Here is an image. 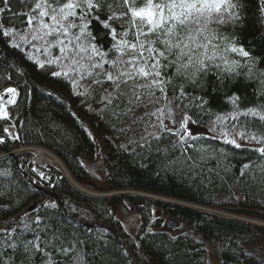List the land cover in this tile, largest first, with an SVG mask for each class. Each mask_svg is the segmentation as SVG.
<instances>
[{"label":"trees","instance_id":"trees-1","mask_svg":"<svg viewBox=\"0 0 264 264\" xmlns=\"http://www.w3.org/2000/svg\"><path fill=\"white\" fill-rule=\"evenodd\" d=\"M237 3L241 8V22L229 26L226 32L223 29L216 31H223L225 35L234 34L238 46L249 51L258 69L264 72V13L259 11L264 7V0L263 3L260 0H237ZM17 8L16 4L14 9ZM221 14L229 15L223 6L219 11L213 9L210 16L193 12L187 26L192 32L199 30L203 24H207L212 30ZM8 15L4 14V24L13 27L7 19ZM220 22L224 23L223 20ZM15 26L20 27L18 23ZM215 42L219 43V38ZM9 44L10 40L0 35V86L7 83L3 82L7 79L12 81L15 66L22 56L18 54L20 52L10 49ZM200 53H203V49H200ZM229 56L241 59L243 63L244 58L238 54L230 53ZM9 71L11 75L8 76ZM25 71L24 73H29L24 78L11 82L17 87L18 95L17 104L11 105L9 114L12 120L15 118L18 123L19 120L24 123L19 128L24 144H37L51 150L73 180L84 183L87 176L86 163L96 162L106 172L107 190L130 188L156 195H169L197 206L220 208L230 213V216L170 204L133 193L122 195L116 192L110 197L86 196L60 170L51 167L49 178L54 182V193L58 198L65 204L68 201L73 205H83L80 210L74 206L71 210L73 213H68L70 216L67 217L58 207H47L45 200L53 201L52 196L44 195L38 188L26 182L18 167L20 163L25 165V155L16 154L0 157V230L6 229V225H10L13 219L16 220L15 226L19 230L20 224L27 222L26 217L33 220L37 215L52 217L50 223L54 229L57 226L62 228L69 239L75 233L80 240L87 241L85 244L76 245L68 257L57 256V259H65L66 264H131L132 257L140 264H210L208 248L205 249L207 244L212 245L217 264H264V228L240 219V216L262 217L263 213L260 211H264V158L259 153L245 147L234 149L232 145L224 144L219 139L205 136L208 143L235 154L226 158L217 154L214 159L201 162L189 150L197 164L195 169L189 170L182 159L176 166L165 168L167 160L162 154L155 152V142L152 144L151 154L137 148V153L143 152V158L132 155L133 146L128 142L133 136L139 135L141 125H132V131L122 133L119 129L126 127L130 121H115L113 126L109 123L111 117L107 114H95L92 122L88 121L93 137L100 141V151L95 153L88 138L89 136L93 140L92 135L86 132V136L80 125L87 110L95 112V105L90 109L89 102H84V97L81 96V119L78 120L74 116L76 113L71 115L67 111L69 109L54 96L40 93L28 84L35 83L38 81L36 77L41 76L52 83L49 74L33 64L29 71ZM218 71L222 75L214 72L205 76L198 86L187 87L189 95L202 97L204 103L203 110H200L195 107L194 100L182 102L188 105V114L197 121L195 125L203 126L221 115L232 114L233 117L225 125L236 124L238 127L226 128L227 130L246 131L249 136L259 135L256 128L242 125L257 119L244 113L247 108L258 106V97L264 92V78L257 74L251 78L233 76L225 79L224 76L228 74L223 71V65ZM237 71H241L243 75L246 69ZM65 90L72 94L69 98L73 100V92L67 84ZM236 96L241 99L233 104L232 100ZM28 98L32 100L30 109L26 108ZM169 98L171 99V94ZM15 144L16 141L0 137V147L14 148ZM121 144L127 147V151L120 148ZM177 156L179 151L172 153L169 159ZM192 162L190 160L187 164ZM243 164H248L249 167L243 169ZM4 172L10 175L5 176ZM35 202L39 204L36 209L23 213ZM152 206L157 208L159 217L150 221ZM128 207L137 212L141 226L125 241L124 248L120 249L116 245L118 237L115 235H121L113 212L117 209L124 213ZM78 217L85 219L78 220ZM164 219L175 222L184 231V235L175 237V240L170 239L171 233L161 229V220ZM87 223L91 226H87ZM25 235L28 239L32 238L31 232ZM77 254L82 258L74 259ZM118 254H124V259ZM16 261L20 264L19 255L16 256ZM35 264H41L39 256L35 258Z\"/></svg>","mask_w":264,"mask_h":264},{"label":"snow or ice","instance_id":"snow-or-ice-1","mask_svg":"<svg viewBox=\"0 0 264 264\" xmlns=\"http://www.w3.org/2000/svg\"><path fill=\"white\" fill-rule=\"evenodd\" d=\"M27 11L13 8V0H0V34L8 38L13 49L20 53L45 74L70 85L73 95L84 97L90 109L95 105V114H107L109 123L129 120L130 123L120 132L132 131V125H141L140 134L129 139L132 155H140L136 149L163 155L167 163L165 168L174 167L178 161L189 170L197 164L195 154L201 162L214 159L217 154L226 158L234 152L226 151L208 143L204 135H196L190 130V124H197L188 114V105L184 100L196 101L195 107L203 110L202 97L188 94L187 87H196L207 75H222L219 69L229 77L251 78L259 74L264 78L252 60L250 52L238 46L234 34L219 36L216 30H210L207 24L199 30H187L189 17L193 12L202 16L211 15L213 9L219 11L226 6L230 22L223 28L241 22V8L237 0H16ZM179 9V11L177 10ZM264 13V7L259 9ZM13 24H4L5 16ZM19 24L17 28L15 25ZM209 34L211 38H209ZM204 39L201 40V36ZM219 38V43L215 41ZM224 55H219L220 49ZM203 49V53H200ZM211 52V55L209 53ZM37 53L41 58H37ZM200 53V70H196L193 61ZM238 54L244 58H230L229 54ZM183 65V67H181ZM60 69V70H55ZM237 69H246L242 75ZM27 75V73H23ZM27 87V84L24 85ZM83 88V91L80 89ZM10 94L7 101L0 95V118H7L6 104L16 105V88H7ZM171 94V99L169 98ZM240 97L233 98L237 104ZM257 107L247 108L244 115L256 117L245 122L243 127L256 128L259 135L249 136L246 131L239 132L240 141L229 138L228 130L235 129L220 123L215 125L216 134L211 139H222L224 144L234 149L244 146V140L256 141L253 149L264 158V92L260 93ZM151 109V110H150ZM153 131H148L149 128ZM5 131H8L5 129ZM163 145V146H162ZM120 148L127 151L123 144ZM179 156L169 159L172 153ZM193 161L187 164L188 161ZM248 164H243L247 169ZM243 174V173H242ZM3 175H10L4 172ZM43 177V173H38ZM47 207L56 208L52 203ZM52 217L37 215L33 220L20 224L19 230L13 225L0 230V264H35L39 256L41 264H66L65 259L80 240L75 233L69 239L60 227L53 228ZM151 229H149V232ZM31 232L28 239L25 233ZM175 240V237L170 238ZM67 245V246H65ZM82 256L77 254L74 259Z\"/></svg>","mask_w":264,"mask_h":264},{"label":"bare ground","instance_id":"bare-ground-1","mask_svg":"<svg viewBox=\"0 0 264 264\" xmlns=\"http://www.w3.org/2000/svg\"><path fill=\"white\" fill-rule=\"evenodd\" d=\"M17 4V11H20V10H23V11H27V8H22L21 5L19 3L16 2V0H13V8L15 7V5ZM2 6V5H0ZM187 30H190V28L187 26ZM1 37L2 34H0ZM4 38V37H3ZM9 47L10 49H12L13 51H19V49H13L11 47V42L9 44ZM18 54H22V53H18ZM37 55V54H36ZM37 57L41 58L39 55H37ZM33 62L32 61H28L22 54V56L19 57V63H17V65L15 66V71L13 73L12 76H14L12 78V81L15 82L16 80L20 79V78H24L26 75H24V71L25 69H27L29 71L30 69V65H32ZM38 67V66H37ZM13 68V67H12ZM11 68V69H12ZM56 70H59V69H56ZM26 72V71H25ZM29 73V72H28ZM27 73V74H28ZM50 78H51V82L50 83L49 81H47L46 79H44L42 76V80H40L41 77H36L38 79V81H36L35 83H28L29 85L33 86V88H35L36 90H38L40 93H44V94H50L52 96H54L56 98V100H58L60 103H62L63 106H66L67 111H69L71 113V115H73L74 113V116L79 120L81 119L80 116H81V112H80V97H77L75 95H73V100H71L69 97L70 95H72L71 93H68L66 90H65V85L66 83L64 82H56L55 79L53 77H51V74L48 73ZM8 76L11 75V71H9V74H7ZM54 79V80H53ZM10 79H7L3 82H7V83H4L0 86V92H2L6 86H14L16 87L15 85H13V83ZM68 85V84H67ZM70 91L73 92V88H71L69 85H68ZM17 89V87H16ZM31 98H28L26 100V108L30 109V102H31ZM80 103V104H79ZM12 105V104H11ZM11 105L9 106L8 108V117L5 119V118H0V137L1 139H8L10 140L9 138H7L6 134H9L13 139L12 141H16V144L13 147L11 148H7V147H0V157L3 158V157H6V156H14L16 154H21V155H25V158H26V163L25 165L23 166L21 163L18 164V167H19V170H20V173L22 174V176L25 178L26 182L31 185L32 187L34 188H38L44 195H48V196H52L53 200L52 201L53 203H55L57 205V207L59 209L62 210V213L64 215H66L67 217H69L70 215H68V213H73L71 210L74 209V206H76L79 210L81 209V207L83 206L82 204H79V205H73L72 203L68 202L65 204L63 201H61L58 196L54 193V182L48 177H37L35 178V173L33 172V166H35L36 164H39L41 162H47L49 165L50 164H59V166H61L60 164V161L59 159L56 157V155L51 151V150H48L46 148H43L41 147L40 145H37V144H24L23 140H22V137H21V133H20V130L19 128H21L24 123L22 122V120H19V123L17 122V120L15 118H11V115L9 114V110H10V107ZM72 105H74V108H71ZM85 107H84V111H85ZM95 117V112L94 111H89L87 110L86 113H84L82 119H83V122L80 123V125L82 126L83 128V131L84 133L88 135H92V138L93 140L86 134V136H88V138L90 139L89 141L93 144L92 148L93 150L95 151V153L99 152V147H100V141L98 138L96 137H93V134L91 133V131L89 130L90 126L88 124V121L92 122V118ZM27 126H28V123H27ZM5 129H7L8 131H5ZM150 129H153L150 127ZM138 134V133H137ZM140 134V133H139ZM51 166V165H50ZM106 173V172H105ZM69 182L76 188L78 189L79 191L83 192L84 195L86 196H97V197H110L112 196L113 194H115L116 192L117 193H120L122 195L124 194H130V193H133V194H137V195H140V196H144V197H147V198H151V199H159L158 201H163V202H167V203H170V204H175V205H180V206H185V207H190V208H195V209H200L202 211H206V212H213L215 214H218V215H222V214H225L224 210H221L220 208H209V207H201L199 206L197 208V205H194L190 202H186L185 200H178L177 198L173 197V196H169V195H156V194H153V193H150V192H143V191H136V190H107L108 194L109 195H99L97 193L93 194L92 192H87V190L85 189H88L87 188V185H84L86 187L84 188H79L78 186L75 185V183L77 184V182H73L72 178L69 176H65ZM91 190H93L91 188ZM150 196H153V197H150ZM163 198V200H162ZM37 203V202H35ZM198 209V210H199ZM260 213H263L261 214L262 217H252V218H249V217H246V216H240V219H243L247 222H251V224H253L254 226H258V227H261V228H264V211H260ZM137 214V212H136ZM230 214V213H229ZM222 216H226V215H222ZM158 214H157V208L152 206L150 208V215H149V220H157L158 219ZM114 220L117 222V225H118V229H119V232H120V235L121 236H117L115 235V237H118L116 240V245L117 247H119L121 249V247L124 248L125 246V241L130 237V236H133L132 232H130L128 229H124V226L122 225L121 221L114 215L113 216ZM138 218V217H137ZM14 220V219H13ZM78 221V220H77ZM166 219L161 220V229L164 230V231H169L171 233V236L172 237H181L184 235V231L178 227L177 225L174 226L173 228H169L168 227V221L167 220L166 222ZM138 222V228H139V225L141 226V222L140 220H137ZM86 223V222H84ZM87 226H91L90 224H86ZM138 230V229H137ZM136 230V232H137ZM135 232V233H136ZM134 233V234H135ZM120 244V245H119ZM212 245L211 244H207V247L205 249L208 248V255L210 256H213L214 258L216 257V254L214 253L213 251V248L211 247ZM120 257H122L124 259V254H118ZM217 258V257H216ZM131 264H140L138 260H136L135 258H131Z\"/></svg>","mask_w":264,"mask_h":264},{"label":"rangeland","instance_id":"rangeland-1","mask_svg":"<svg viewBox=\"0 0 264 264\" xmlns=\"http://www.w3.org/2000/svg\"><path fill=\"white\" fill-rule=\"evenodd\" d=\"M37 55H39V53H37ZM37 58H39V57H37ZM7 88H16V87L6 86L5 89H7ZM5 89L2 92H0V95H2L4 97L5 101H7L10 94L5 93ZM80 90H82V89H80ZM10 105L11 104L5 105L7 112H8V108ZM231 117H233L232 114L221 115V116L215 118L210 123L203 125V126L190 124V130L193 132V134H196V135L202 134L204 136L212 137L213 135L216 134V130H215L214 126L218 125L220 123H223L225 125L227 120ZM153 130L154 129H150V131H153ZM221 130H227V129H221ZM238 133H239V131H229V138H235L239 142L240 136L238 135ZM6 135H7L6 137L9 138L10 140L13 139L9 134H6ZM219 140L223 141L222 139H219ZM256 146H257L256 141L244 140V146L243 147L254 149ZM50 165H51L50 167H53V168L60 170L62 172V174H65L66 176L69 177V175L65 172L64 168L62 166H59V164L58 165L57 164H50ZM85 167L87 169V176H86V179L84 180V183L80 184L77 182V184H76L75 183L76 181L72 180L75 183V185L78 186L79 188H81V187L84 188V187H86L84 185H87L88 189H85V188L84 189L87 190V192H92L93 194L97 193L99 195H102V194L109 195L107 192V181H106L105 170L102 167H100L96 162L91 163V164L86 163ZM35 178H37V177L35 176ZM91 188L93 190H91ZM150 197H153V196H150ZM162 200H163V198H162ZM52 203L53 202L50 200L49 201L45 200L46 205H51ZM198 207L199 206H197V208ZM211 213H213V212H211ZM224 213L225 214H222V215L230 216V214H228V212H224ZM114 215L121 221L122 225L124 226V229H126V230L128 229L130 232L133 233L132 235H134V233L138 229V222H137L138 218H137L136 211L132 207H128L124 213H121L117 209H114L113 216ZM77 219L83 220L85 218L83 217V219H82V217H78ZM6 226H8V225H6ZM8 228H9V226H8ZM208 261L210 262V264H217V260L213 256L208 255Z\"/></svg>","mask_w":264,"mask_h":264},{"label":"clouds","instance_id":"clouds-1","mask_svg":"<svg viewBox=\"0 0 264 264\" xmlns=\"http://www.w3.org/2000/svg\"><path fill=\"white\" fill-rule=\"evenodd\" d=\"M233 2H235V0H233ZM224 8H226V6H223ZM205 16H207V14L205 13ZM223 20L224 23H221L220 21ZM230 22V17L229 15L225 16L223 14H221L220 16L217 17V23L213 26V30H216V29H223L228 23ZM219 35L221 37H223L225 34L223 33V31L219 32ZM209 38H211L210 34H209ZM204 39V36L202 35L201 36V40ZM209 55H211V52L209 53ZM219 55L223 56L224 55V51L223 49L221 48L220 51H219ZM202 58L201 57V54L200 53H197L196 54V60L193 61V64L195 65L196 67V70H200L199 68V64H198V61L199 59ZM181 67H183V65H181Z\"/></svg>","mask_w":264,"mask_h":264},{"label":"water","instance_id":"water-1","mask_svg":"<svg viewBox=\"0 0 264 264\" xmlns=\"http://www.w3.org/2000/svg\"><path fill=\"white\" fill-rule=\"evenodd\" d=\"M38 205H39L38 203H33L31 206H29L28 208H26V210H25L24 213H30L31 211H33L34 209H36V208L38 207ZM15 223H16V220H13V222H12V224L9 226V228L12 227L13 225H15ZM174 226H176V223L173 222L172 220H170V221L168 222V227H169V228H173Z\"/></svg>","mask_w":264,"mask_h":264},{"label":"built area","instance_id":"built-area-1","mask_svg":"<svg viewBox=\"0 0 264 264\" xmlns=\"http://www.w3.org/2000/svg\"><path fill=\"white\" fill-rule=\"evenodd\" d=\"M44 166V162H41L39 164H36L35 166H33L34 170H38L41 171V168Z\"/></svg>","mask_w":264,"mask_h":264}]
</instances>
